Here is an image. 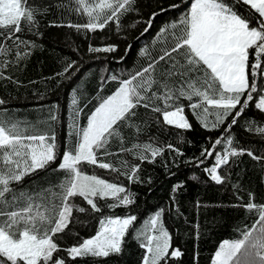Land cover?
Masks as SVG:
<instances>
[{
  "label": "snow or ice",
  "instance_id": "1",
  "mask_svg": "<svg viewBox=\"0 0 264 264\" xmlns=\"http://www.w3.org/2000/svg\"><path fill=\"white\" fill-rule=\"evenodd\" d=\"M181 2L187 5L185 10L173 20L165 22L153 38V45H164L163 54L158 58L151 57L147 48H142L140 55L150 57L147 66L134 72L102 76V86L108 81H116L118 87L110 95L100 98L98 105L87 116L85 125L79 123L83 110L78 107L77 89H73V120L68 125L62 155L58 153L55 132L51 135L29 134L27 129L34 128V125L12 120L9 109L0 107V264H66L65 259L58 255L60 251L66 252L67 257L73 261L77 258L119 255L130 231L143 250L141 264H170L173 258L182 256L178 248L172 247V236L163 220L164 208L150 214L140 227H135L138 217L131 213L125 216H103L98 221L94 235L82 238L66 249H61L55 239L69 227L74 210L86 212L84 207L73 203V198H82L93 213L102 211L97 199L111 200L112 203L107 204L110 211L135 203V193L122 183L88 174L81 165H94L118 172L129 183L143 182L138 175L140 164L130 165L128 161H122L126 171H121L112 163L103 162L101 158L114 155L108 151L113 138L123 143L120 130L122 124L126 123L128 127L135 128L137 133L140 132V125L134 123L138 107L151 108L152 112L162 114L165 125L182 130H190L192 127L185 115L182 99L189 101L188 107L206 130L219 129L231 118L212 147L201 151L203 159L196 161L199 167L205 159L215 154L213 165L203 170L216 184L228 180L229 177L222 176L219 170L229 165L230 158L246 152L255 160L264 159V156L254 155L252 150L234 147V137L230 134L254 100V94L258 95L255 108L264 113V83L257 81V76L264 80V0ZM135 3L136 0H67L55 6L87 16L86 23H68L67 27L75 28L77 32H95L105 29L112 22L120 31L123 27L121 18L137 11ZM169 7L179 9L181 4ZM49 10L50 6L43 0L32 6H29L28 0H0V80L10 79L3 75L4 69L26 59L31 54L28 49L37 47L35 41L19 35L23 31L22 24H26L28 32L33 33L39 27L37 16ZM167 10L161 8L160 12H153L145 21L148 26L141 35L149 31L156 16ZM138 23L141 21H135L130 27ZM50 26L65 25L52 22ZM34 34L39 35L38 32ZM182 49L186 50L184 62L173 61L164 79L157 80L154 75L155 65ZM88 51L112 53L116 51V46L89 45ZM120 59L123 60V57ZM75 65V61L68 63L58 75L70 79L66 74ZM177 77L179 79L176 83L170 85L169 82ZM158 102H162L163 106H152ZM4 104L5 101L0 99V106ZM58 119L57 114L50 113L51 122ZM156 122L159 123L158 120ZM245 130L264 136V126L255 119L245 122ZM221 145L222 150L217 151V146ZM166 149L175 152L177 156L183 155L171 143L162 147L152 142L121 147L120 152L133 153L134 158L141 163H154ZM136 152L139 155H135ZM58 159L59 163L52 168L53 173H64L58 183L49 184L39 192L17 193L11 187L37 170L50 168ZM190 179L199 180V177L193 175ZM148 182L151 183V178ZM183 187V182H177L172 187L168 211L174 210L176 215L181 213L175 197ZM233 188H238V185H233ZM249 197L247 204L233 207L244 208L249 214L255 212L257 219L250 229L239 230L242 238L223 241L214 254L212 264H264V204L255 203L252 193H249ZM202 206L206 207L197 201V208Z\"/></svg>",
  "mask_w": 264,
  "mask_h": 264
},
{
  "label": "trees",
  "instance_id": "2",
  "mask_svg": "<svg viewBox=\"0 0 264 264\" xmlns=\"http://www.w3.org/2000/svg\"><path fill=\"white\" fill-rule=\"evenodd\" d=\"M40 2L41 0H28L29 6ZM43 2L50 6V10L44 15L37 16L38 29L29 33L26 24H22L23 31L19 33L22 38L35 41L37 47L28 49L31 54L26 59L10 64L4 69L3 75L10 79L0 80V99L5 101V104L0 107L9 109L12 120L26 121L34 125V128L27 129L29 134L51 135L55 132L58 153L62 155L68 125L73 120L71 104L73 89H77L78 107L83 110L79 116V123L85 125L87 116L98 105L100 98L110 95L118 87L116 81H108L102 86L101 77H107L110 74L118 75L121 72H134L147 66L150 57L140 55L142 48H147L151 57L158 58L162 55L164 45L160 43L153 45V38L165 22L176 18L187 5L181 0H136L134 7L137 11L127 13L121 18L123 27L120 31H117L115 23L112 22L103 30L77 32L75 28L66 25L86 23V15H78L74 11L70 12L66 8L55 6L67 0H43ZM172 4H181V7L171 9L169 6ZM161 8L168 10L156 16L149 31L141 35L148 26L145 21L153 12H160ZM137 20L141 23L130 27ZM52 22L65 26H50ZM35 32L39 35L34 34ZM89 45L93 47L115 45L116 51L89 53ZM126 50L127 54H125ZM185 51L182 49L173 53L171 58L156 64L154 71L156 79H164L166 70L173 61L179 60L183 63ZM121 57L123 60L120 59ZM72 61H75L76 65L66 74L71 78L58 75ZM77 68H79L78 72ZM178 79V77L174 78L169 82L170 85L176 83ZM257 81L264 83L260 76H257ZM257 99L258 95L254 94V100L250 102L238 124L233 126L230 134L234 137V147L249 149L256 156H264V136L245 130V122L252 119L264 126V113L255 108ZM181 103L192 126L190 130L165 125L162 114L152 112L151 108L138 107L134 123L140 125V132L137 133L135 128L128 127L126 123L122 124L120 130L123 143L120 139L113 138L108 145V151L114 155L101 157L103 162H110L121 171H126L122 161L126 160L130 165L140 164L138 175L142 183H129L128 179L119 175L118 172L101 169L98 166L81 165L88 174L122 183L135 193V203L126 208L120 207L110 211L107 204L112 203L111 200L97 199L102 211L93 213L82 198H73V203L84 207L86 212L79 213L74 210L69 227L63 234L56 236V242L61 249H66L81 241L82 238L94 235L98 221L103 216L110 214L125 216L131 213L138 217L135 227H140L150 214L164 208L163 220L172 236V247L182 252V256L173 258L170 264H212L214 254L223 241L240 239L242 236L239 230L251 228L257 219L256 213L249 214L244 208L233 207V205L247 204L250 198L249 193L254 194L255 203L264 204V159L255 160L246 152L238 157L230 158L229 165L219 170L222 176L229 177L228 180L222 184L211 181L203 169L213 165L215 154L205 159L204 164L199 167L196 161L203 159L200 156L201 151L212 147V143L221 136L231 118L219 129L209 131L197 121L188 107L189 101L182 99ZM152 106L162 107L163 104L158 102L153 103ZM50 113L57 114L58 121L51 122ZM157 120L159 123L156 122ZM148 142L162 147L171 143L180 149L183 155L177 156L175 152L166 149L154 163L147 161L141 163L134 158L133 153L120 152L121 147L128 148L135 143ZM222 148L223 145L217 146V151H221ZM135 155H139V152ZM149 158H151L150 154ZM58 163L59 159L50 168L37 170L35 174L26 176L21 183H13L11 187L17 193L39 192L41 188H46L49 184L58 183L64 175L62 171L52 172V168H55ZM193 175L199 177V180L190 179ZM149 178L151 183L148 182ZM177 182L184 184L175 197L181 215H176L174 210L168 211L172 187ZM233 185H238V188L234 189ZM197 201L206 207L202 206L198 209ZM174 208L175 205H173ZM58 255L65 259L66 264H141L143 250L133 239V232L130 231L126 236L123 251L119 255L113 254L107 258H77L74 261L68 258L64 251H60Z\"/></svg>",
  "mask_w": 264,
  "mask_h": 264
},
{
  "label": "rangeland",
  "instance_id": "3",
  "mask_svg": "<svg viewBox=\"0 0 264 264\" xmlns=\"http://www.w3.org/2000/svg\"><path fill=\"white\" fill-rule=\"evenodd\" d=\"M226 241V240H225ZM228 241V240H227Z\"/></svg>",
  "mask_w": 264,
  "mask_h": 264
}]
</instances>
